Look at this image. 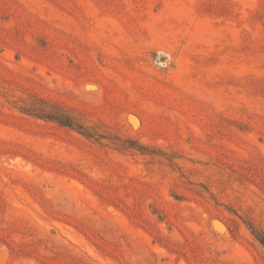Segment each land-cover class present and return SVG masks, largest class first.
Masks as SVG:
<instances>
[{"label":"rangeland","instance_id":"rangeland-1","mask_svg":"<svg viewBox=\"0 0 264 264\" xmlns=\"http://www.w3.org/2000/svg\"><path fill=\"white\" fill-rule=\"evenodd\" d=\"M254 231L264 0H0V264H264Z\"/></svg>","mask_w":264,"mask_h":264},{"label":"trees","instance_id":"trees-1","mask_svg":"<svg viewBox=\"0 0 264 264\" xmlns=\"http://www.w3.org/2000/svg\"><path fill=\"white\" fill-rule=\"evenodd\" d=\"M48 119L55 120L61 125L68 126V127H73L81 131L84 135L87 137H93V135L88 131L86 127L83 125H80L77 123L74 119H72L69 115L66 113H62L60 111L54 112V113H47L46 115H43ZM255 235L258 238V240L264 245V234L258 233L256 231Z\"/></svg>","mask_w":264,"mask_h":264}]
</instances>
